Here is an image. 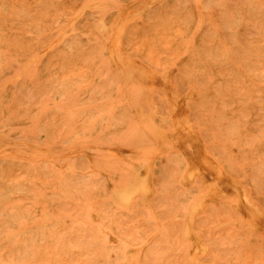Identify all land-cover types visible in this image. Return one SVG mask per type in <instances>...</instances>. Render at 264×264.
I'll return each instance as SVG.
<instances>
[{
    "label": "rangeland",
    "instance_id": "1",
    "mask_svg": "<svg viewBox=\"0 0 264 264\" xmlns=\"http://www.w3.org/2000/svg\"><path fill=\"white\" fill-rule=\"evenodd\" d=\"M0 264H264V0H0Z\"/></svg>",
    "mask_w": 264,
    "mask_h": 264
},
{
    "label": "bare ground",
    "instance_id": "2",
    "mask_svg": "<svg viewBox=\"0 0 264 264\" xmlns=\"http://www.w3.org/2000/svg\"><path fill=\"white\" fill-rule=\"evenodd\" d=\"M121 62L126 66H136V64L131 60L122 59ZM142 75L144 77H149V74L145 70H142ZM178 111H180V108L178 109ZM192 143H194L193 137L190 136L186 131H183L174 139V144L181 148L186 147L188 144L192 145ZM146 176V171L142 170L140 172L136 185L131 188L119 191L116 195V198L120 202L128 204L134 195L140 194L146 196L149 192V188L146 183ZM196 177L202 179L209 188L210 192L206 200H214L219 196H222L226 191H232L234 189L232 182L225 178L224 171L221 169V167L213 162L203 151H197L196 153H194L191 159L189 170L186 175V181H190L191 179H194ZM234 196L236 197V202L238 204L243 203V198L240 196V193L235 192ZM255 221L253 222L255 223ZM189 238L191 239L193 245L192 250H194L196 253L201 252L202 246L199 239L196 236L191 235L189 236Z\"/></svg>",
    "mask_w": 264,
    "mask_h": 264
}]
</instances>
